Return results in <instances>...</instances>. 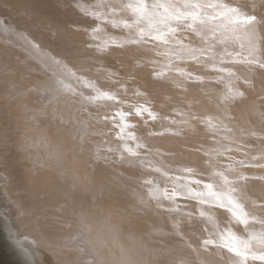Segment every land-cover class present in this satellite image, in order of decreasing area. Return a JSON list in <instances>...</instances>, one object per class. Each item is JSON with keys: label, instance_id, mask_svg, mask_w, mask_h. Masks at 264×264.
Wrapping results in <instances>:
<instances>
[{"label": "bare ground", "instance_id": "bare-ground-1", "mask_svg": "<svg viewBox=\"0 0 264 264\" xmlns=\"http://www.w3.org/2000/svg\"><path fill=\"white\" fill-rule=\"evenodd\" d=\"M153 1L156 0H0V250L8 254L7 262L11 264H98V257L93 244L90 243V238L97 227V218L101 212L111 228V248L116 253L117 260L122 261L123 264L204 262L199 261L201 260L200 257L203 258V255L195 252L194 247L195 245L199 246V242L195 241V238L189 239L191 235L187 237V234H183L184 231L183 233L180 232L183 230L182 228L177 227L182 230L175 228L176 224H174L175 226L172 225L175 221L171 222L165 216L167 212L158 211L161 215L162 213L164 215L158 214V221L152 223V225L148 224L149 226L146 229H121L119 224L133 213L132 210L128 212L127 207L130 205L135 208L139 202L145 206H148V203L152 205L153 202L156 205L155 203L158 201L155 198L160 190L157 192L158 188L155 187V189L151 188L150 191L135 192L133 195H129L128 201L123 202L121 206H113L108 198L114 194V189L122 187V181L125 179L128 181L132 178L133 181L131 182L134 183L135 177L138 178L131 174L127 177L125 173L120 171L112 173L102 171V165L99 162L102 158L97 156L99 151L95 146L85 144L91 131L88 112L98 105V101H106L107 104L108 101L119 98L121 93L143 92L144 94L150 92V88L159 92L160 90L166 91L169 87L170 90L178 88L183 94L186 92L189 95L192 92L191 99L193 96L195 98L200 96L201 98L198 101V106L210 105L215 101L213 106L215 104L216 113L214 112L209 120L204 118L202 122H206V127H208V123L213 121L212 124H214V116L215 120L218 121L215 123L217 124L216 132L219 137L223 135L231 137V132H238L235 128L240 129L244 125V129H247L251 126H249V123L254 120L252 109L257 104L254 99L259 95L258 87L243 85V78L238 84H234L232 88L222 84V86L213 85L210 78L203 77L200 73L201 70L197 69V72L196 68L193 67L199 56L196 52L194 53V49L189 45V47L184 46V43L175 53L166 54L167 58H164L162 54L160 60H153L151 56L148 57V61L143 60L146 63L142 62L144 66L142 68L141 65L140 68L143 71L144 85L139 83L140 85L132 88H126L124 85L122 87L111 85V87L105 88L107 84L102 83L100 80L111 73L113 74V72H117L113 68V62L110 63L105 58V47L107 44H117L127 49L129 53L135 54L138 49V42L143 34L145 35L147 32V28H139L135 25V20H143L142 17H146L147 12H149L148 17L150 13L153 15L159 13V16L162 13V17H164L176 9H186L191 10V12L199 10L205 16H211L213 11L205 10L207 9L206 4L209 6L211 0H203L200 6L195 3V0H160L170 8H167L164 4L151 6ZM141 2L146 5L145 9ZM211 7L208 9L211 10ZM156 8H160V10L154 13ZM118 12L125 13V16L123 21L117 22L120 27L116 29L109 30L110 26L108 27L102 19L97 17L99 14H114L115 16ZM122 13L120 14L122 15ZM213 13L212 16H216ZM90 15L96 16L97 21L82 20V18H88ZM163 19L166 20V18ZM167 19L170 20V18ZM211 25L218 26V23H212ZM221 28L223 29L218 32L216 39L206 42L203 46L200 45V48L204 49L203 51L201 49L204 54L211 55L212 53L213 55L219 44L232 42L241 46L238 52L241 51L243 55L248 56L254 48L252 46L257 47V42H259L257 41L258 32L263 29L261 25L253 23L227 35L229 33L223 32L226 28ZM205 33L207 32L205 31ZM197 47L199 48V46ZM231 47L229 48L231 49ZM134 57L137 58L136 54ZM171 58L172 60H169ZM183 59L189 62L180 63ZM193 60H195V64L190 63ZM245 60L247 61L240 63L242 64V70L249 69L248 67L243 68V66L250 64L253 58L248 57ZM156 62L163 63L156 65ZM187 64H193L190 66V70L186 69ZM213 64H215V61ZM135 67H137V64ZM141 73L139 72L140 75ZM248 73L247 71L245 75L243 71H240L239 76L244 77ZM205 75L207 76V74ZM110 76L112 77V75ZM220 77L224 76L220 75ZM254 77L256 78L255 74ZM200 90L208 92H204L206 97L201 96ZM171 93L175 95V92ZM179 94L181 97L183 96L181 93ZM170 98L172 100L173 96H170ZM188 98L186 100L190 101ZM212 98L215 99L212 100ZM221 98L224 100L220 101ZM211 100L213 102H210ZM168 101L164 102L168 103ZM189 101L186 104L189 105ZM196 101L195 99L194 103ZM164 102L161 103V112L157 111L161 107L158 108L157 106L158 109L155 107L161 115L156 112L153 113L154 118L158 121L152 127L154 128L152 130L155 131V129L160 128L169 131L175 128L173 130L178 131L179 129L180 134L199 140L195 135L197 131L189 129L194 127L192 122L188 124L191 127L188 128L186 125L190 131L181 125L184 122L186 124L189 122V116L192 114L190 111L194 110L195 107H187L191 110L184 108L185 110L182 111L174 109L172 107L174 104L170 105L171 102L168 104ZM155 103L156 106L157 102ZM210 111L207 110V113L210 114ZM172 112H174V118L171 116ZM196 113L194 112L195 116L193 117H196ZM212 118L213 120H211ZM194 119L199 120L197 117ZM111 120H113L112 117ZM254 121L256 122L257 119ZM92 125L95 126L96 124L92 121ZM179 125L182 127H177ZM252 128L258 129L256 125ZM222 130L229 131V133L222 134ZM211 132L213 131H210V134ZM147 134L149 135V131H146L144 135H139L135 138V142L129 144V146H121L123 142L120 143V146H116L117 154L121 156V159L127 157L132 159L138 156L140 160L141 155L144 159H146L145 156L149 157L152 149L148 146L147 142H150V137L145 136ZM213 134L215 135V133ZM114 135H110V137H117ZM118 138L124 139V137ZM202 140L213 143L214 139L209 140V138L204 137ZM103 145L104 143L99 146ZM111 145L110 147H112ZM202 145L205 150L214 153L210 145ZM138 149L142 151V154L139 153L141 154L140 157L137 155L136 150ZM127 150H131L128 152L132 154L128 153L125 157ZM132 150L135 151L132 152ZM212 158L208 160L211 161ZM216 164L214 163V165ZM129 166L135 165L130 164ZM204 167L208 171L212 166L205 165ZM138 175H140V171ZM142 176V179H144V175ZM240 181L236 179L233 183L234 186L239 188L238 190L242 191L240 197L236 200L239 202L238 205L247 200H252L254 201L252 205L258 209L256 210L258 213L261 209L259 208L261 197L259 198L258 195L260 192H255L258 191V188L251 187L252 184L250 185L251 190L249 186H245ZM138 183L141 182L138 181ZM160 194V199H163L161 198L162 192ZM167 198L165 197V199ZM163 204L164 206L167 205V203L166 205ZM169 208L171 209L172 206ZM160 209L163 208L160 207ZM220 209L223 208L220 206ZM217 213L218 215H215L217 221L221 223L223 221L227 225H231L237 235L249 240L252 248L259 249L262 251L261 254L264 253V238L257 235L259 226L252 224L256 221L259 222L258 218L252 221L244 213L240 215V213L233 211L220 212L223 215L218 211ZM228 218L230 220H227ZM176 223L178 224V222ZM256 251V256L255 254L254 256L257 260L260 255L259 251ZM206 256L208 257V255H204L205 259Z\"/></svg>", "mask_w": 264, "mask_h": 264}, {"label": "rangeland", "instance_id": "rangeland-1", "mask_svg": "<svg viewBox=\"0 0 264 264\" xmlns=\"http://www.w3.org/2000/svg\"><path fill=\"white\" fill-rule=\"evenodd\" d=\"M202 1L203 0H195V3L200 6ZM211 1H209L210 2L209 6L207 4L206 6L204 5L205 7H207V9L205 10L210 11V12L213 10L212 13L214 12L213 14H216V16H212V13H211V16H205V14H202L199 10H193L191 12V10L188 11L186 9H183L184 10L183 11L182 9H179V10L176 9L178 11L174 10L175 12L174 13L172 12L173 11L172 10L171 11L172 13L170 12L171 14L170 13L168 14L169 16L167 15V16L162 17V13H161V16H159V13L158 15H153L152 13H150L148 17L149 12H147L146 17L144 16L145 14L143 15L145 17V18L142 17L143 20L140 19L139 20L140 22L138 20H135L134 23L136 22L135 25H137L139 28H147L146 34L145 35L143 34V37L138 42L140 46L138 45V49L135 51L137 58L134 57L135 56L134 53L133 54L129 53L127 49L122 48L121 46L117 44H107L104 50V54H106L105 58H107V60H109L110 63L113 62L112 63L113 68H115L114 70L117 72H113V74L111 73L110 75H112V77L108 75V76H105L103 80H100V81L102 83L107 84V86L105 85V88H109L111 87V85L112 86L117 85V87H120V86L122 87V85H124L126 88L127 87L132 88V87L140 85L141 83L144 85L143 78H142L143 71L141 69L144 66L142 64L146 63V61L149 60L150 58L149 56H151L153 60H160L161 58L160 55L162 54L164 58H167L166 54L171 53V52L175 53V51L181 48V46L184 43V46L186 47L190 46L192 49H194L193 50L194 53L196 52L197 55L199 56L198 59H196V64H195V60H193V62H190V63L195 64L193 67L196 68L197 72H198L197 69H199V71L201 70L200 73H202L203 77L207 79L210 78L213 85L220 86L222 84L223 86L232 88L234 84H238L239 81L242 80L243 78V82H244L243 85L257 86L259 95H257V98L255 97L256 99H254L257 101V104L252 109L253 110L252 112L254 114L253 116L254 120L257 119V121L258 120H261V121L263 120V121L262 122L256 121L257 122L256 123L253 120V122L249 123V126L250 125L251 126L248 127L247 129H244V125H242L243 128H240V129L235 128L236 130H238V132H235V131L231 132V135H232L231 137L224 136V135L219 137V135L216 132L217 124L215 122L217 120H215L214 116L213 118L215 121L214 122L215 125L212 124L213 123L212 121V123H208L207 125L208 127H206V124H205L206 122L205 123L202 122L204 118H208L209 120V118H211L214 112L216 113L215 104L213 106V103L215 101L214 102L212 101L215 98H212V100L210 101V102H213L212 104L210 103L212 108L214 107V109H212L211 106L207 104L204 105L205 107L198 106L199 105L198 101L201 100V98L200 96H196L197 98L193 96L191 99L192 92L189 95V93H186V92L185 94H183L181 91H179L180 89L178 88L176 89L172 88L174 90H170V87H169L168 88L169 90L168 89L166 91L160 90V92L156 89L150 88L151 89L150 92H145L144 94L143 92L121 93L120 97L117 98L116 100L108 101V103H111V104H108V103L106 104V101H98L99 102L98 105L94 106L88 112V115H89L88 119L90 122L91 131L89 133L88 140L85 141V144L87 146H95L97 150L99 151V155L97 156H100L102 158V160L99 161L101 162V165H102V171L107 172V173H112L114 171H120V172L125 173L127 177H129V175L131 174L133 176H137L138 178V179H136V177L135 179L133 178L135 181L134 183L131 182L133 181L132 178H130V180L128 181L125 179L122 181L123 188L118 187L114 189L113 191L114 194H112L108 198L109 202H111L113 206L115 205L121 206L123 202L128 201L129 195H133V193L135 192L150 191L152 189H155V187L156 189L158 188L157 192H159L160 190V192L158 193L159 195L157 194L155 198L158 201L157 203H155L156 205H154V202L152 203L153 206L150 205V203H148V206H145L144 204L140 202L138 205H136L135 208L134 206L132 207L129 205L127 207V211L130 212L132 210L133 213L131 216H129L128 218H125L119 224V227H121V229H126V230H131L135 228L146 229L148 228L149 225H152V223H155L156 221H158L159 215H161L160 212H167L165 213V216H167V218H169L171 222L175 221L174 223H172V225L176 224V226L174 225L175 228L177 227L182 228L183 230L178 229V228L177 229L182 230L180 231L182 233L184 231L183 234L184 235L187 234L186 235L187 237L191 235L189 236V239L195 238L194 240L199 242V246L195 245L194 247L195 252L203 255V258L200 257L201 260H199L201 262L204 261L203 263L191 261L188 263L183 262L182 264H264V253L261 254L262 251H260L259 249L252 248L251 245L249 244V240L244 239L241 236L237 235V233H235V229H233L231 225H227L226 222L224 223L223 221L221 223L220 221H217V218H216V216L218 215L217 211L219 213L223 211H227V212L233 211L235 213H240V215L244 213L249 218V220H252V221H255V218H258L259 222L256 221L257 223L253 222L252 224H257L259 226L260 229L259 228L257 229V235L264 238V229H263L264 228V137H263L264 136V125H263L264 124V88H263L264 87V0H213L212 3ZM141 3L142 5H144L143 2ZM153 3L151 4V6L153 5L160 6L162 4L164 5L166 4L165 2L160 1V0H156L155 2L153 1ZM144 6L143 8L145 9L146 5ZM166 7L170 8L168 7V5ZM210 7H211V10L208 9ZM159 10L160 8H156L154 13H156L157 11L159 12ZM120 13L122 12L116 13L115 16L114 14H110V15L109 14H103V15L99 14L97 15V17L102 19L104 24H106L108 27L110 26L109 27L110 29L109 28L108 29L111 30L112 28L116 29L120 27L117 22L123 21V18L125 16V13H122V15ZM93 16L94 15H90L88 18H82V20L84 19H86L85 21L96 20L97 19L96 16L94 17ZM163 18H166V20ZM167 18H170V20H168ZM114 20H117V21L113 22ZM221 21L223 22L219 23ZM212 23H218V26L211 25ZM253 23L254 24L257 23L261 25L263 29L262 30L260 29L261 31L259 30L258 32V39L260 40L257 39V41L259 42L256 41L257 47L252 46L254 48H252L250 52L251 54H248V56L243 55L241 51L238 52L241 46L238 45L237 43H232V42H227L226 43L227 46L226 44H223V45L219 44V46H217L214 51V54L216 55L214 54L212 55V53L211 55L208 53L204 54V52H202L204 49L200 48V45L203 46V44L205 45L206 42L216 39L218 36L217 35L218 32L222 31L223 29L221 27L226 28V30H223V32L229 33L227 35H230L231 32L238 31L237 29L245 28ZM226 24L228 27L227 26L225 27ZM204 30L207 33H205ZM197 46H199V48ZM229 47H231V49ZM107 51H109L111 54ZM142 52L143 54H141ZM225 54L227 55L225 56ZM133 57H134L133 59L134 61L131 60ZM248 57L250 59L253 58V61L251 60V63L246 64V66H243V68L248 67L250 71L247 68L242 70L241 69L242 64L240 63L243 61H247L245 59ZM143 60H146V61H143ZM169 60H172V58ZM216 60H218V62H216ZM214 61H215V64H213ZM114 62L117 64H115ZM183 62L188 63L189 61L183 59V61H181L180 63H183ZM162 63L163 62H156L155 64L158 65ZM136 64H137V67H135ZM114 65H116L117 67ZM191 65L187 64L186 69L190 70ZM250 65H251V68H250ZM254 65H255V68H254ZM140 66L142 68H140ZM201 66L202 67L204 66V68H202ZM251 69L255 70L256 73L255 71ZM246 70L249 72L247 76L240 77L239 76L240 71H243L246 75L247 73ZM139 72H142L141 75L139 74ZM204 73L207 74V76ZM254 74L256 78L254 77ZM220 75H223L224 77H220ZM109 79H112V80H109ZM196 85L198 86L199 84H196ZM183 87L186 88L185 86ZM178 91L179 93H181V95H183L182 97L180 96L179 93H177ZM205 91L204 90L199 91L201 92V96H204L205 93H208ZM171 92H175V95L174 93H171ZM170 96L171 97L173 96L172 100H170L171 99ZM129 97H132V98H129ZM186 98L190 99L191 102L189 100H186ZM193 98L197 100L195 103H194L195 99ZM163 100L164 101L169 100L168 103L171 102L170 103L171 106L174 104L172 107L176 110L180 109L184 111L185 110L184 108L195 107V109L200 111L199 113L195 109L190 111V113L192 112V114H190V116L192 117L195 116L194 112L195 113L197 112L196 117L199 120L194 119L196 117L192 118L189 116V122H187V124L185 122L184 124L183 123L181 124L185 127L187 125V127L189 128L190 125L188 124H191L190 122H192L194 124V125L192 124V126L194 127L189 128V129H192V131H197L195 135L196 137H198L199 140H197L196 138L197 140L196 141L194 138L188 137L185 134H180L178 132L179 129L178 131L173 130L175 128L171 129L172 131L169 130L170 132L164 131L160 128L155 129V131L152 130L154 129L152 127L158 121V119L154 118L155 115L153 113L156 112L157 114L161 115V113L159 112L162 111L161 103L164 102ZM222 100L224 99L221 98L220 101ZM188 101H189V105L186 104L188 103ZM155 102H157L156 106H155L156 104ZM158 102L160 103V106ZM164 103H167V102H164ZM191 103L193 104V106ZM157 106L158 108L159 107L161 108L157 110L158 109ZM206 106L207 107L210 106L209 109H207ZM187 109L191 110V108H187ZM206 109L208 110V112L211 110L210 114L207 113ZM156 110L159 112H157ZM171 116H173L174 118V112H172ZM111 117L113 120H111ZM213 118L211 120H213ZM97 119L99 120L97 121ZM92 121L94 124H96L95 126L92 125ZM200 121L201 123H199ZM98 122H101V123H98ZM196 122L198 123L197 126H196L197 124ZM253 123L254 125L258 127V129L252 128L254 127ZM199 124L201 125L199 126ZM123 125H126V126H123ZM181 125L177 127H180ZM187 127H186V130L190 131ZM205 130H207L208 132ZM146 131H149L150 136L148 134L145 136H147L148 138L150 137L149 140L150 142L152 141L151 143L147 142L149 144L148 146H150L152 149V152H151L152 156L149 155L148 157L143 154V156H145L146 158L144 159V157H142L141 155L142 151L138 149L136 150L137 155H139V157L141 155L143 160L141 157L139 160L138 156L132 159L130 157H127V158H124L125 160L124 159L122 160L121 156L117 154L116 146H120L121 142H123L121 146H124V145L129 146V144L131 145L132 143L135 142V138H137L141 134L144 135ZM210 131H213L211 132L212 135L210 134ZM222 131H221L222 134L229 133V131H226V130H222ZM133 132L136 134H134ZM117 133L119 136L117 135ZM127 133H129L130 135ZM213 133H215V135ZM110 135L111 136L114 135L117 137L111 138ZM118 137H124V139L122 138L121 140V138H118ZM204 137L206 139L209 138V140L214 139L212 142L215 144L209 141L202 140ZM102 143H104V145L99 146ZM202 144L210 145L214 153H212L211 151L205 150ZM110 145L113 148L110 147ZM128 151H131V150H127L125 157L127 156L128 153H131ZM134 151L132 150V152ZM211 157H213L214 159L212 158L211 161L208 160ZM109 158H112V159H109ZM120 161L122 162L126 161V162L121 163ZM212 161L215 164L216 163L217 164L214 165ZM128 164L135 165V166H129ZM205 165L212 166V167H210V169L206 171L207 168L204 167ZM138 170L140 171V175H138L139 174ZM141 170L142 171L144 170V171L142 172ZM142 175H144V179H142L143 177ZM234 178H236L237 180H241L240 182L244 183L245 186L250 187V185L253 184V186L251 187L255 186L256 189L258 188V191L257 190L255 191V192H260L258 195H259V198L261 197L260 198L261 206L259 207L261 209H259L258 213L256 212V210L258 209L256 207H253L252 205L254 203V201L252 200L251 201L247 200L241 205H238L239 202H237L236 200L240 197L239 195L242 193V191L238 190L239 188L233 185L234 181L236 180ZM138 181L141 183H138ZM125 184H127V186H125ZM133 190L134 192H132ZM161 192L164 195V197L163 195L161 196V198L163 199H160ZM167 196H170L168 198H170L171 200L168 199ZM165 197L167 199H165ZM163 203H165V205L167 203L168 207H166L167 205L164 206ZM171 206L172 208L170 209L169 207ZM220 206L223 209H220ZM160 207L163 208L164 210L160 209ZM220 214L223 215L222 213ZM162 215L164 214L162 213ZM141 220H144V221L142 222ZM227 220H230V219L228 218ZM176 222H178V224L180 225H178ZM137 224L139 225L137 226ZM256 250L259 251V255H260V257H258L257 260L255 257L256 252H257ZM204 255H208V257L206 256L207 258L205 259Z\"/></svg>", "mask_w": 264, "mask_h": 264}, {"label": "clouds", "instance_id": "clouds-1", "mask_svg": "<svg viewBox=\"0 0 264 264\" xmlns=\"http://www.w3.org/2000/svg\"><path fill=\"white\" fill-rule=\"evenodd\" d=\"M110 234L111 228L101 212L97 218V227L90 238L98 257V264H123L117 260L116 253L111 248Z\"/></svg>", "mask_w": 264, "mask_h": 264}, {"label": "water", "instance_id": "water-1", "mask_svg": "<svg viewBox=\"0 0 264 264\" xmlns=\"http://www.w3.org/2000/svg\"><path fill=\"white\" fill-rule=\"evenodd\" d=\"M7 259H8V254L3 253V251L0 250V264H8V263H10V262H7L8 261Z\"/></svg>", "mask_w": 264, "mask_h": 264}]
</instances>
